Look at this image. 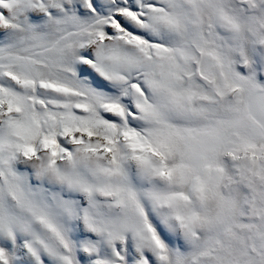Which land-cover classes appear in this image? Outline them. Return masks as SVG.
<instances>
[{
    "label": "snow or ice",
    "instance_id": "snow-or-ice-1",
    "mask_svg": "<svg viewBox=\"0 0 264 264\" xmlns=\"http://www.w3.org/2000/svg\"><path fill=\"white\" fill-rule=\"evenodd\" d=\"M0 264H264V0H0Z\"/></svg>",
    "mask_w": 264,
    "mask_h": 264
}]
</instances>
